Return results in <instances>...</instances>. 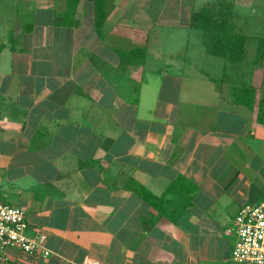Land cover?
<instances>
[{"label":"crops","instance_id":"obj_1","mask_svg":"<svg viewBox=\"0 0 264 264\" xmlns=\"http://www.w3.org/2000/svg\"><path fill=\"white\" fill-rule=\"evenodd\" d=\"M261 2H233L232 64L193 26L207 0H0V195L50 251L0 264H247L227 231L264 199Z\"/></svg>","mask_w":264,"mask_h":264},{"label":"built area","instance_id":"obj_2","mask_svg":"<svg viewBox=\"0 0 264 264\" xmlns=\"http://www.w3.org/2000/svg\"><path fill=\"white\" fill-rule=\"evenodd\" d=\"M26 212L6 202L0 195V258L6 249L15 247L34 257H47L50 251L44 248L40 239L27 235ZM227 234H235L233 259L240 263L264 264V199L256 204L244 205L233 227ZM92 264V263H88Z\"/></svg>","mask_w":264,"mask_h":264},{"label":"trees","instance_id":"obj_3","mask_svg":"<svg viewBox=\"0 0 264 264\" xmlns=\"http://www.w3.org/2000/svg\"><path fill=\"white\" fill-rule=\"evenodd\" d=\"M233 2L221 0L193 15V26L203 31L208 52L225 58L229 63L242 62L246 57L247 37L234 24ZM244 30V29H243ZM258 63L264 69V39L259 43Z\"/></svg>","mask_w":264,"mask_h":264},{"label":"rangeland","instance_id":"obj_4","mask_svg":"<svg viewBox=\"0 0 264 264\" xmlns=\"http://www.w3.org/2000/svg\"><path fill=\"white\" fill-rule=\"evenodd\" d=\"M220 1L221 0H207V3H208L207 5H210V6L212 5L213 6V5H216ZM225 1L234 2L235 3V0H225ZM258 7L264 9V2H261V4H258ZM244 23H245V21L239 19L238 17H234V24L236 25V27L238 29H241V31H244L243 27L247 29V27L245 25L243 26ZM249 25H248V29L251 26V25L250 26ZM261 28L262 27H256V29H254V32L257 33L259 30H261ZM251 32H253V29L251 30Z\"/></svg>","mask_w":264,"mask_h":264}]
</instances>
